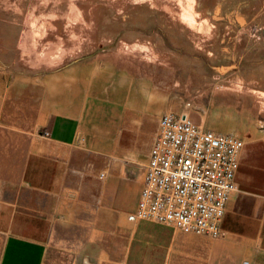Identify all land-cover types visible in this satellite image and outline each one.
Wrapping results in <instances>:
<instances>
[{
	"label": "rangeland",
	"instance_id": "374dc122",
	"mask_svg": "<svg viewBox=\"0 0 264 264\" xmlns=\"http://www.w3.org/2000/svg\"><path fill=\"white\" fill-rule=\"evenodd\" d=\"M168 112L237 135L244 162H264V0H0V175L18 184L32 151L54 150L49 116L76 125L57 143L70 170L41 209L51 227L0 233V264H125L104 250L117 190L123 204L140 192ZM158 224L165 264H215L219 238Z\"/></svg>",
	"mask_w": 264,
	"mask_h": 264
},
{
	"label": "crops",
	"instance_id": "0c3cea01",
	"mask_svg": "<svg viewBox=\"0 0 264 264\" xmlns=\"http://www.w3.org/2000/svg\"><path fill=\"white\" fill-rule=\"evenodd\" d=\"M42 125L45 128L49 126L51 132L49 137H42L43 145L54 147V150L32 151L21 174L24 178L18 184L0 175V233L8 237L11 228L20 233L49 230L51 221L41 209L49 203L51 206L59 195V189L67 186L70 169L66 158L59 156L57 143L65 146L74 141L75 122L49 116ZM243 149L236 175L238 191L228 202L221 225L223 236L213 243L215 250L211 251L215 264H226L228 258L231 259L227 264H239L245 257L253 264H264V162H244ZM123 195L122 189L117 190L120 214L118 220L110 222L113 232L105 234L106 237L112 236L106 239L111 240L112 245H106L105 253L111 256L112 251L111 258L125 264H165L170 247L168 228L151 220L130 225L122 213L135 208L140 192L125 204L121 203ZM2 256H9V248Z\"/></svg>",
	"mask_w": 264,
	"mask_h": 264
},
{
	"label": "built area",
	"instance_id": "2783aa9c",
	"mask_svg": "<svg viewBox=\"0 0 264 264\" xmlns=\"http://www.w3.org/2000/svg\"><path fill=\"white\" fill-rule=\"evenodd\" d=\"M243 146L237 135L217 133L186 115L164 113L128 221L151 220L184 234L220 238L228 202L238 191ZM240 264L253 263L243 259Z\"/></svg>",
	"mask_w": 264,
	"mask_h": 264
}]
</instances>
